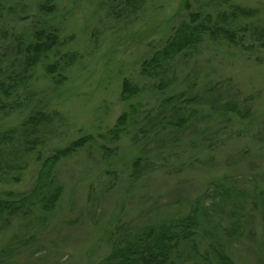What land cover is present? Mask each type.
<instances>
[{"label": "rangeland", "instance_id": "374dc122", "mask_svg": "<svg viewBox=\"0 0 264 264\" xmlns=\"http://www.w3.org/2000/svg\"><path fill=\"white\" fill-rule=\"evenodd\" d=\"M221 1L144 0L129 13L123 12L122 0H57L55 11L46 18L61 32L60 53L70 51L76 58L61 84L51 81L42 63L31 81V89L43 98L41 105L59 116L48 149L111 130L128 109L129 102L120 98L124 78L143 89L130 103L139 101L154 115L162 96L150 91L139 65L189 12H212ZM226 1L257 10L253 20L264 26V0ZM16 3L26 17L9 14L0 24L26 32L31 22L38 24L35 1ZM243 38L248 44V35ZM169 77L174 89L165 93L201 94L198 105L204 114L195 127L172 139L164 132L135 142L142 114L139 124L129 127L130 134L111 142L116 150L110 158L88 147L62 160L57 172L63 192L53 215L32 228L14 224L0 236V248L11 241L20 243L9 264H96L107 256L116 227H138L184 213L213 180L230 177L247 191L263 185L264 47L242 49L224 41H203L199 54L178 65ZM227 105L235 111H224ZM168 109L163 107L164 112ZM25 116L26 111L13 113L5 125H16ZM138 155L147 157L149 165L143 161L134 170L132 162ZM39 164L31 159L20 183L5 188L28 190ZM243 205L248 208L244 231L228 243V253L234 264H264L260 217L249 212L247 202Z\"/></svg>", "mask_w": 264, "mask_h": 264}, {"label": "trees", "instance_id": "16d2710c", "mask_svg": "<svg viewBox=\"0 0 264 264\" xmlns=\"http://www.w3.org/2000/svg\"><path fill=\"white\" fill-rule=\"evenodd\" d=\"M15 1L19 0H0V20L5 21L9 14L17 19L26 17L16 9ZM33 1L38 24L31 22L29 30L19 33L7 30L5 23L0 24V236L14 224L25 229L48 220L56 211L63 192L57 172L60 162L88 147H96L104 158H110L116 150L111 142L130 134L129 127L137 126L142 114H145L141 117L142 126L135 128L138 129L134 134L135 142L143 143L151 134L164 132L172 139L195 127L204 114L202 106L198 105L201 94L187 95L185 90L165 92L174 89L169 75L176 72L182 62L199 54L203 41H224L242 49L255 45L264 47V26L255 24V9L224 0L212 12L191 11L139 65L140 76L150 81V91L162 96L154 115L142 109L139 101L130 103V99L141 96L143 89L124 78L120 98L129 105L111 130L96 137L81 136L63 148L50 151L47 144L57 132L59 116L56 110H45L41 105L43 98L31 89V81L42 63L51 81L61 84L76 54L60 53L64 44L61 32L46 18L55 11L57 0ZM141 2L144 0H122L120 4L123 12L130 13L137 11ZM243 35H248V44ZM167 105L169 109L164 112L163 107ZM230 105L224 111H235ZM19 111H26V116L18 124L6 126L4 121ZM98 139L107 140L108 144ZM143 149L144 146L142 152ZM31 159L40 163L32 186L23 192L5 188L20 183ZM143 161L146 162L147 157L138 155L132 168L136 170ZM262 181L263 185L252 186L247 191V187H238L230 177L218 178L208 183L184 213L138 227H116L110 236L107 256L96 264H234L227 246L232 239L242 236L248 209L244 208L245 202L251 207L249 212H256L260 217L264 250V172ZM235 196L240 198L236 200ZM19 245L11 241L0 248V264H9Z\"/></svg>", "mask_w": 264, "mask_h": 264}]
</instances>
